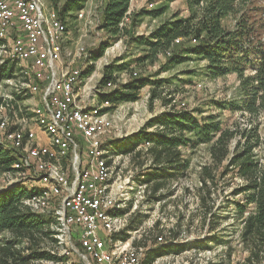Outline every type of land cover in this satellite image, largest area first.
<instances>
[{
    "label": "trees",
    "instance_id": "16d2710c",
    "mask_svg": "<svg viewBox=\"0 0 264 264\" xmlns=\"http://www.w3.org/2000/svg\"><path fill=\"white\" fill-rule=\"evenodd\" d=\"M47 1L57 17L68 23L78 17V10L86 2V0ZM187 2L191 9L190 16L182 17L175 14L152 30L149 36L132 34L130 42L136 45L147 44L151 50L150 55L155 56L163 49H169L179 37L195 39V45L183 46L180 51L167 58L164 66L177 65L190 58V55H197L207 60V71L211 77L236 72L241 79L242 104L235 100L215 103L222 108L242 109L252 116L253 123L245 129H239L237 126L223 128L217 113L210 117L196 118L188 110L169 109L158 117L150 119L131 136L111 140L107 146L123 154H133V152L140 154L145 151L149 164L138 181L148 184L146 194L149 198L161 201L167 195L161 193L167 184L181 178L191 167L180 148L193 147L201 142L209 143L211 160L199 171L198 178L201 183L198 191L202 192V224L208 222L211 229H216L220 224L219 213L214 211V206L211 204L212 189L216 187L219 178L236 170L247 181L233 189L234 193L247 195L246 203L237 204V219L244 217L250 205H254V209L245 218L242 226L243 245L249 252L246 264L261 263L264 260V154L260 158L256 153L262 137L255 118L264 114V43L257 44L251 40L254 29L248 25L247 17H241L235 29L227 28L224 24L229 15L247 11L251 0H187ZM130 4L131 0H106L102 28L115 37L123 31L127 32V24L123 23L127 18ZM163 10V8L133 10L129 13L130 22L136 26L146 15H158ZM98 50L93 56L94 59L103 54L104 46ZM16 65L15 61L9 59L0 64V82L15 76ZM249 68L254 72L246 74ZM113 74V67L106 66L104 75L98 82L99 86L105 87L108 82H113L115 80ZM158 81L151 91V102L158 97L163 98L158 86L163 81ZM149 83H151L149 77H134L114 90L100 92L99 97L109 100L111 106L107 109H112L120 103L137 100L140 89ZM156 125L158 128L153 131L148 130L149 127ZM188 134H193L196 139ZM237 136L239 140L232 148L231 142ZM142 142H151V144L146 146L145 150H139L137 147ZM17 161L18 158L13 152L0 147V171H23L13 167ZM221 166H224V170H218ZM35 192V190L30 191L25 185L0 191V264H29L36 258L53 256L44 249L47 240H54L47 221L37 213H33L21 201L23 197ZM138 213L131 218L128 230H134L142 225L145 216L139 215L135 220ZM147 231V238L135 242L136 244H145L147 239L155 238L163 232L158 226ZM154 231L157 233L152 234ZM7 232L9 235H5ZM128 236L126 230H123L121 237L126 240ZM184 248L183 245L171 242L152 246L147 261H151L155 256Z\"/></svg>",
    "mask_w": 264,
    "mask_h": 264
},
{
    "label": "rangeland",
    "instance_id": "374dc122",
    "mask_svg": "<svg viewBox=\"0 0 264 264\" xmlns=\"http://www.w3.org/2000/svg\"><path fill=\"white\" fill-rule=\"evenodd\" d=\"M47 3L49 4L48 1ZM105 3L106 0H86L84 6L79 9L80 11L78 10V17L76 16L77 18L73 19L70 23L67 22L68 37L62 44V51L64 52L63 60L60 64L63 67H78L86 70V64L89 62L90 57L93 62L91 64V70L84 72L85 79L81 90L77 89L79 96H76V100L78 104L81 106L84 88H86V94L90 91L89 88L93 89L96 86L93 91H90L89 97L83 99L84 101L82 103L84 105L82 106H90L93 100H97L99 96L97 88L100 84L98 82L103 77L105 67L108 65L113 67V75H115L114 81H118L117 87L123 86L134 77H149L151 83L140 89L137 100L123 102L112 109H106L105 112H107V115L114 123L112 130L101 137L103 147L107 146L109 141L116 138L131 136L148 123L150 119L158 117L162 112L169 109L188 110L196 118L210 117L214 113H217L222 121L223 128L237 126L239 129H245L250 127V124L253 123V118L249 113L244 112L240 108L218 107L215 103L216 101L235 100L242 104L241 79H239L236 72H231L225 76L211 77L207 71V60L197 55H190V58L180 64L164 66L167 58L173 53L180 51L183 46H188L189 44L191 46L195 45V39L179 37L180 39L177 38L169 49H163V51L155 56L150 55L151 50L147 44L136 45L129 40L132 34L136 36H149L152 30L163 21L172 18L175 14L182 17L190 16L191 9L188 6L187 0H131L127 18L125 19V23H123L124 25L127 24V32L129 33L123 31L116 37L114 35L112 36V33L106 31L101 26L104 19L103 10ZM141 8L155 10L163 8L164 10L158 15H146L134 26L130 22L129 13ZM241 17H247L248 25L254 29L251 40L257 44L264 43V0H251L250 8L247 11L229 15L224 21V24L227 28L235 29ZM101 46H104L103 54L97 59H94L93 56ZM81 47L88 52L87 59H85V56H80L79 58L78 55H75L76 49H80ZM6 59L15 61L17 64L15 66V76L5 79V84H0V96L3 93L6 94L7 117L10 119V130L19 128L21 125L19 126L18 119L25 117L29 120L26 129L33 128L35 130L36 141L49 143V139L45 134L41 132L37 133L38 128L35 123V118L31 120V117L34 115L32 107L35 105L44 106L41 93H31L27 88L22 87L23 85L20 83L27 80V76L21 71L20 62L16 58L13 59L10 56L8 57L7 54H4V61ZM252 72H254L253 69L249 68L246 74ZM158 80L163 81L162 84L158 85L160 86L159 90L163 98L158 97L151 102V91L157 85V82H159ZM40 84L46 86L42 82ZM105 87L103 89L108 91L109 89H105ZM98 100L101 101L103 99L98 97ZM255 121L258 123L260 136L262 137L260 146L256 150V153L261 158L264 154V114L258 118L256 117ZM155 128H158V126L149 127L148 130L153 131ZM188 136L196 139L193 134H188ZM77 137H79L77 139L82 149L80 150L83 152L85 150V140L79 134ZM238 140V136L232 140V148ZM150 144L151 142H142L137 148L139 150H145L146 146ZM107 148L115 152L110 161L114 167L113 177L132 176L138 180L141 173L145 171V168L149 164L145 151H142L140 154L136 152H133V154H123L113 147L107 146ZM180 150L183 152V156L189 160L191 167L185 171V175L176 181L168 183L163 191H161L162 194L166 193L167 195L160 201V204L158 203V199L149 198L146 194V200L139 206L141 207V212L135 216V220L139 215L145 216L144 221L160 216V218L167 219L165 224L170 225L174 219L183 225L184 223L187 224V220H193V230L196 236H201L204 230H206V239L214 238L213 242L215 244L227 243L228 231L234 232L235 228L239 225L237 219H234L232 223L230 220L231 216L225 213L227 212V194H233L232 188L247 183L246 179L241 177L236 170H232L221 179L219 178L216 187L212 189L211 204L214 206V211L219 213L221 222L216 226V229H211L208 225L202 224V192L199 193L198 191L201 185L198 180L199 171H201L205 164H209L211 160L210 144L201 142L193 147L182 146ZM63 167L66 172L67 169L70 170V173L72 172L67 160H64ZM223 168L224 166H221L218 170H224ZM27 174L22 176L25 178L23 180L28 179V176H31L33 172H27ZM18 177L21 176L11 171V183H14ZM6 179L7 177L4 175V172L0 171V189ZM30 181L29 179L26 182ZM153 233L156 234L157 231ZM5 235H9V233L7 232ZM234 236L235 232L232 239H229L231 242L235 241ZM52 245V241L49 240L48 242L47 240L44 247L49 246L54 248ZM195 247L197 248L196 263L202 264L204 258L200 259L199 253L204 247L201 243H197ZM231 248L233 252L236 250L235 246L234 250L233 247ZM237 254L241 256L243 252L240 250Z\"/></svg>",
    "mask_w": 264,
    "mask_h": 264
},
{
    "label": "built area",
    "instance_id": "2783aa9c",
    "mask_svg": "<svg viewBox=\"0 0 264 264\" xmlns=\"http://www.w3.org/2000/svg\"><path fill=\"white\" fill-rule=\"evenodd\" d=\"M1 5H6L5 19H1ZM13 20H20L19 28L9 29V21ZM30 25H38V34L28 35ZM2 30H6L8 36L16 39L22 53L33 57L36 68H38V55L51 57L48 41L43 39L41 23L38 13L35 12L34 3L26 4L22 0H0V64L4 62ZM31 43H38V51H31ZM38 72L40 80L48 84L46 92H49L48 100L53 104V108H58V116L54 117L58 119V125L64 133H67L69 145H73L74 165L77 169L75 159L77 144L71 141V133L65 128V120H68V117L65 116L61 103L51 97L52 85H62L64 94L68 95V100L72 103L71 71H68V76L60 77L52 65L50 71L42 72L38 68ZM1 83L5 84V79ZM89 90L93 91L92 88ZM85 91L86 88H84L81 106L84 105L83 99L90 95V91L86 94ZM0 99V147L9 151L6 94L3 93ZM39 146L48 149V146H43L41 143ZM96 147L97 145L93 144L88 159L96 155ZM4 175L7 179L1 189L25 185L30 191H36L30 196L23 197L22 204L47 221L54 238L52 240L54 248L44 247L53 256L36 258L29 264H197V248L193 238L198 242L203 241L201 244L204 248L199 253L200 259L204 258L202 264H246L249 252L243 245L242 226L251 212L247 210L244 217L239 219L236 217L237 204L247 202V195L243 193L227 194V212L225 213L231 216L232 223L234 219L239 221L234 231L235 241L229 240L232 239L234 232L228 231V242L215 244L211 238V240L206 239V230L201 236H194L185 225L179 228L177 235L175 231L179 224L174 218L171 225L165 224L166 218H160V216L150 218L138 228L128 230L131 218L135 213L141 212L139 206L146 200L148 187V184L132 176L92 178V175H87L85 170L83 179L11 183V170L5 171ZM29 177L32 178V176ZM158 203H161L160 200ZM207 225L209 227V224ZM156 226L163 231L161 234L147 239L145 244L135 243L147 238V230ZM123 230L129 234L126 240L121 237ZM168 242L183 245L185 248L155 256L151 261H147V255L152 246L164 245ZM238 248L243 252L241 256L237 254L240 251ZM252 264H264V260L261 263Z\"/></svg>",
    "mask_w": 264,
    "mask_h": 264
},
{
    "label": "bare ground",
    "instance_id": "6f19581e",
    "mask_svg": "<svg viewBox=\"0 0 264 264\" xmlns=\"http://www.w3.org/2000/svg\"><path fill=\"white\" fill-rule=\"evenodd\" d=\"M22 2L26 4L34 3L35 12L38 13V18L41 23L43 39L48 41V50L51 52L50 58L46 55H38L37 64L39 70L48 72L53 65L56 69V74L60 77L68 76V71H71V78L73 80L71 82L72 103L68 100V95L66 93L64 94L62 85H52L51 97L53 100H58L61 103L63 112L68 117V120H65V128L71 133V141L77 144L75 159L78 167L76 169L74 165L73 145H69L67 133H64L63 129L58 125V119L54 117L58 116V108H53V104L48 100L49 92L46 93L48 90L47 82L40 80V74L38 68L34 65L33 57L22 53L21 47H18L16 39L13 36H8L6 30H2L4 54H7L8 57L10 56L13 59L16 58L20 62L21 71L27 76V80L20 84L31 93H41L44 106L35 105L32 107L34 115L31 117V120L35 118L37 128L49 139V143H41L43 146H48V149L40 148V142L36 141L35 130L33 128L26 129L27 122L29 121L28 118H17L19 120V126H21L16 128V130H10V119L7 117L9 119V150L18 158L17 163L13 167L23 170L15 172L16 175L18 174L21 177H18L14 183L26 182L29 179L31 180L30 182L67 180L72 178L83 179L85 178V170L87 175H92V178L113 177L114 167L110 161L115 152H112L107 146L103 147L101 141V137L113 128L114 121L112 122L107 112H105L111 106V102L109 100L100 101L98 100V96L97 100H93L90 106L81 107L76 100V96H79L77 89L81 90L83 86L85 79L84 72L91 70V64L93 63L91 58L86 64V70L78 67H63L60 63L63 60L64 52L62 51V44L68 37L67 22L61 20L60 17L58 18L54 10L49 7V4L45 0H22ZM5 13L6 5H1V19H5ZM19 27L20 20L9 21V29ZM30 34H38V25H30L28 35ZM76 50L75 55H78L79 58L80 56H85V59H87L88 52L83 47L80 49L77 48ZM31 51H38V43H31ZM41 82L46 86H42L40 84ZM117 82H108L105 89L114 90L117 87ZM104 91L103 87L98 86L97 93ZM78 134L85 140V145L83 144L85 150L83 152L77 139L80 137H77ZM93 144L97 145L95 148L96 155L92 159H88ZM64 160H67L70 169H72L71 173L69 169H67V172L64 170ZM27 172H33L31 175L32 178L28 176V179L23 180L25 178L22 176L28 175Z\"/></svg>",
    "mask_w": 264,
    "mask_h": 264
},
{
    "label": "crops",
    "instance_id": "0c3cea01",
    "mask_svg": "<svg viewBox=\"0 0 264 264\" xmlns=\"http://www.w3.org/2000/svg\"><path fill=\"white\" fill-rule=\"evenodd\" d=\"M39 132H41V131H40V129L38 128V129H37V133H39ZM41 133H42V132H41ZM42 134H43V133H42ZM253 209H254V205L251 204L250 207L248 208V210H249V211H252ZM192 219H194V217H192ZM186 223H187V224L184 223V225L187 226V229L189 230L190 234H193L194 236H196V235L194 234V230H193V227H194V226H193V225H194V224H193V220H192V221H188V220H187ZM207 224H208V223L206 222L205 225H207ZM184 225L181 224V223H179V225H177L178 228H177V230L175 229V230H176L175 233H176L177 235L179 234V228H180V227H183ZM193 243H194V244H197V240H195L194 238H193Z\"/></svg>",
    "mask_w": 264,
    "mask_h": 264
},
{
    "label": "water",
    "instance_id": "95a60500",
    "mask_svg": "<svg viewBox=\"0 0 264 264\" xmlns=\"http://www.w3.org/2000/svg\"><path fill=\"white\" fill-rule=\"evenodd\" d=\"M1 190H4V189H0V191H1Z\"/></svg>",
    "mask_w": 264,
    "mask_h": 264
}]
</instances>
